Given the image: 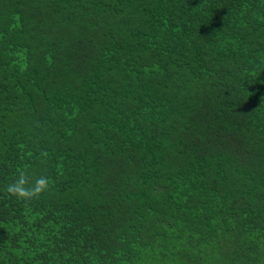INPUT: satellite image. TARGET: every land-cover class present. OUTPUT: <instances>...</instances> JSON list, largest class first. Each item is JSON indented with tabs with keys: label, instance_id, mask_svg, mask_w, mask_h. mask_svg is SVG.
I'll return each mask as SVG.
<instances>
[{
	"label": "trees",
	"instance_id": "trees-1",
	"mask_svg": "<svg viewBox=\"0 0 264 264\" xmlns=\"http://www.w3.org/2000/svg\"><path fill=\"white\" fill-rule=\"evenodd\" d=\"M0 264H264V0H0Z\"/></svg>",
	"mask_w": 264,
	"mask_h": 264
},
{
	"label": "clouds",
	"instance_id": "clouds-1",
	"mask_svg": "<svg viewBox=\"0 0 264 264\" xmlns=\"http://www.w3.org/2000/svg\"><path fill=\"white\" fill-rule=\"evenodd\" d=\"M52 181L46 174H30L24 169H17L14 180L6 186V193L17 200L29 202L39 199L51 190Z\"/></svg>",
	"mask_w": 264,
	"mask_h": 264
}]
</instances>
